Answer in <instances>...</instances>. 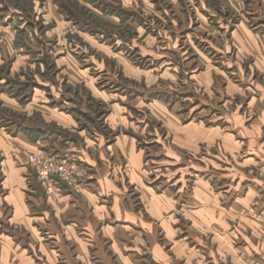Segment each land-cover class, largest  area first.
I'll return each mask as SVG.
<instances>
[{"label": "crops", "instance_id": "1", "mask_svg": "<svg viewBox=\"0 0 264 264\" xmlns=\"http://www.w3.org/2000/svg\"><path fill=\"white\" fill-rule=\"evenodd\" d=\"M191 2L194 19L199 11L217 32L207 33L211 48L222 52L221 60H214L189 46L192 59H202L207 66L202 72L209 78L210 72H220L224 84L217 86L219 97L213 99H199L193 92L194 100L188 102L146 103L170 134L175 150L164 146L156 155L169 162L162 160L161 167L167 165L163 170L174 169V181H146L149 153L140 148L139 137L113 131L119 122L110 108L103 124L112 135L81 123L75 111L63 108L66 95L60 107L49 98L46 111L30 113L23 109L26 104L8 96L14 102L9 106L0 98L1 106L26 117L38 112L58 129L33 140L0 126V264H264V223L244 213L249 207L264 211V0H216V6L212 0ZM198 25L192 26L196 30ZM207 81L210 86L211 79ZM209 86L201 89L207 93ZM215 98L220 110L211 108ZM177 103L181 107L172 112ZM126 116L119 121L143 126L145 119ZM39 151L77 161L86 173L79 193L43 195L26 161L27 153ZM194 159L205 165L206 174L218 170L222 184L202 178L181 181L183 165L199 171ZM44 218L51 237L73 238L77 244L59 248L39 243Z\"/></svg>", "mask_w": 264, "mask_h": 264}, {"label": "rangeland", "instance_id": "2", "mask_svg": "<svg viewBox=\"0 0 264 264\" xmlns=\"http://www.w3.org/2000/svg\"><path fill=\"white\" fill-rule=\"evenodd\" d=\"M63 1L76 7L74 9L76 15H80L83 11L81 3L86 5L91 11V15L88 16L84 11L81 15L90 20L89 22L95 27L96 33L82 31L64 19L57 11L53 0H39L35 5V7L37 6L36 14L46 27L40 29L44 35L39 36L40 40L37 43L31 30L18 31L16 25L19 15L14 13L11 17V12L16 11L13 4H18L20 8L29 10L25 1L3 0L4 4L0 2V75L3 78L1 81H4L5 78L16 79L14 77L17 76V82H27L32 80L33 75L38 83L49 89L45 91L33 87L29 94L31 97L28 102L24 103L26 105L23 109L29 113L36 108L46 111L48 108L46 103L49 98H51L50 102L60 103L56 104L60 107L64 101L63 97L66 95L67 99L64 101L66 105L63 108L70 110L77 106L78 111L75 112V116L80 119L81 123L92 125L108 135L113 133H111V129L105 128L103 120L107 117L110 108L112 115L119 122V127H115L113 131L116 133L121 130L123 133L139 137L140 148L145 151V154L149 153L144 162V167L148 172L146 181L155 185L159 182L168 184L174 181L173 178L176 174L174 169L163 170L167 165L161 167V163H164L162 160L167 161V159L156 155L158 150L164 151V146L171 148L170 134L167 135V128L161 122L158 123L157 112L153 111L151 106L149 114L146 103L153 99L166 100L164 102L168 103L188 102L194 100L190 97L193 92L199 93V99L219 97L215 89L224 84L223 78L219 75L220 72L217 75H211L208 70L210 78L205 76L206 73L203 74L202 71L207 67L206 64L201 58L196 62L193 61L192 58L195 55L190 53L191 48L189 47L197 48L201 57L207 55L208 57L213 56L214 60H221V47H215L216 53L210 46L211 41L207 38L208 34L212 36L217 32L209 28V24L199 11L198 14L194 13L196 15V19H194V15L190 13V5L194 3H188L191 0H97V2H101L102 7H104V3L116 7V14L102 13L98 8L92 7L88 0H78V3H75V0ZM181 2H184L182 6ZM212 4L216 6V0H212ZM107 8L110 7L105 6V9ZM184 12H187L186 15ZM9 16L11 20H8ZM197 21L200 22L199 25ZM192 25H198L196 30ZM38 28L39 24H35V29L38 30ZM18 34L35 51L48 49V53H51V58L56 63L55 70L58 71L55 78L51 79L35 73V61L40 58L41 53H35L19 43ZM30 38L32 43L29 42ZM40 66L43 69V64ZM48 73L50 75L51 71ZM194 73L198 76H191ZM209 79H211L210 86L207 85ZM114 83H117L118 86ZM107 85L109 88H106ZM205 86H209L208 94L201 89ZM69 87L75 90L73 91ZM23 91L29 93L26 90ZM74 92H77L78 96H72ZM8 96L5 94L0 98L4 103L7 101L5 104L13 106L14 102L8 100ZM244 97L239 98L243 99ZM215 101L214 107L211 108L220 110V99L215 98ZM234 102L228 103L234 104ZM125 103L130 104L135 110L127 108ZM180 107L181 105L177 103L172 112H177L176 108ZM126 114H130L136 119H145L143 126L139 127L131 123L128 125V122L126 124L124 120L120 122V117L127 118ZM219 116L220 114H215L214 119H219ZM163 117L170 118L168 115ZM171 149L175 150L174 147ZM183 159L187 158L183 155ZM194 163L199 171L192 170L191 172L188 170V163L185 167L183 165L181 181L188 184L193 178H202L203 180L210 179L218 185L222 184L221 174H218V170L210 169V172L206 174L207 169L203 167L205 165L199 164L202 163L199 159H194ZM160 173L164 176L160 177ZM85 176L86 173L82 168V175L66 190L79 193L78 189L82 187ZM32 184L36 187L34 180H32ZM37 187H40L38 181ZM39 190L45 195L42 189L39 188ZM57 196L59 195H51V197ZM134 202L137 209L139 206L136 196H134ZM250 208H247L244 213L246 218L254 219L248 213ZM185 222H187L185 219L180 221L181 224H185ZM40 224L39 233L42 238L39 239V243L43 241L49 246L59 248L61 245L77 244L73 238L51 237L46 218ZM85 241L87 244L92 243L90 239H85ZM101 242L107 245L109 241L103 238Z\"/></svg>", "mask_w": 264, "mask_h": 264}, {"label": "trees", "instance_id": "3", "mask_svg": "<svg viewBox=\"0 0 264 264\" xmlns=\"http://www.w3.org/2000/svg\"><path fill=\"white\" fill-rule=\"evenodd\" d=\"M24 1L25 4L29 6V10L25 8H20L18 4L16 5L13 4V7L16 9V11L14 12L10 11L11 17L14 13L18 14L19 15L17 19L18 24L16 25V27L19 29L18 31L21 32L24 31L25 29L31 30L32 36L35 38L36 42L38 43L40 40L39 36L42 37L44 35V32H40V29H44L46 27L40 22V18L38 17V14H36L37 6L35 7V5L37 3L36 1L39 2V0H24ZM0 2L4 4L3 0H0ZM53 2L57 7V11L64 17V19L73 23L74 25L77 26L78 29L82 31H86L93 34L96 33L95 27L91 25V23L89 22L90 20L86 19L81 15L83 11L87 12L88 16L89 14L91 15V11L86 7V5L81 3L82 4L81 7L83 8V11H81L80 15L79 14L76 15V10H74L76 9V7L70 5L68 2H64L63 0H53ZM88 2L92 7L98 8L102 13L107 12L110 14H116L117 12L115 10L116 7H114L111 4L104 3V7H102V5H100L101 2H97V0H88ZM75 3H78V0H75ZM105 6L110 8L105 9ZM11 17L9 16L8 20L9 19L11 20ZM35 24H39L38 30L35 29ZM17 40L20 41L19 43L26 46L27 49H31L32 51L38 54L41 53L40 58H38L35 61V70H36L35 73H37L40 76L44 75L45 77H50L51 79H53V77L55 78L56 73H58V71L55 70L56 63L51 58V53H48V49H45V51L42 49L37 51L33 50L31 46L25 43L23 37H21L19 34L17 35ZM29 42L32 43L31 38L29 39ZM109 42L112 41L109 40ZM40 64H43L44 66L43 69H41L42 66H40ZM49 71H51L50 75H48ZM14 78L17 79V76ZM2 79L3 78L0 75V93L8 94L10 97L16 99L18 102L22 104L29 101V98L31 97L29 94L32 92L33 87H38L43 90L49 89L38 83L36 79H34L33 75H32V80H29L27 82H21V81L17 82L16 79H6V78L4 81H1ZM114 85L118 86L117 83H114ZM106 88H109V86L107 85ZM70 89L72 90V88ZM23 90H26L29 93ZM75 93L77 92H74V95ZM50 104L56 105L60 103L54 101L51 102ZM71 110L77 112L78 108H73ZM0 126H3L9 133L22 131L26 133L33 140L39 137L40 135H45L47 132L51 133L54 130L58 131L57 127H55L54 125L47 124L38 112H34L33 116L26 117L23 113H18L13 110H9L8 108L1 106V104H0Z\"/></svg>", "mask_w": 264, "mask_h": 264}, {"label": "built area", "instance_id": "4", "mask_svg": "<svg viewBox=\"0 0 264 264\" xmlns=\"http://www.w3.org/2000/svg\"><path fill=\"white\" fill-rule=\"evenodd\" d=\"M26 161L46 196L62 193L82 175V168L70 157L49 156L39 151L27 153ZM248 213L257 221L264 223V211L250 208Z\"/></svg>", "mask_w": 264, "mask_h": 264}]
</instances>
